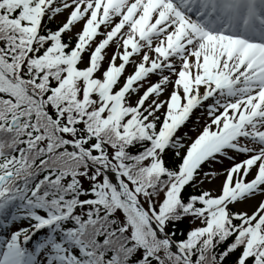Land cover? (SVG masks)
<instances>
[{
    "label": "snow or ice",
    "instance_id": "6c2138e0",
    "mask_svg": "<svg viewBox=\"0 0 264 264\" xmlns=\"http://www.w3.org/2000/svg\"><path fill=\"white\" fill-rule=\"evenodd\" d=\"M229 260L264 264V0H0V264Z\"/></svg>",
    "mask_w": 264,
    "mask_h": 264
},
{
    "label": "trees",
    "instance_id": "16d2710c",
    "mask_svg": "<svg viewBox=\"0 0 264 264\" xmlns=\"http://www.w3.org/2000/svg\"><path fill=\"white\" fill-rule=\"evenodd\" d=\"M85 187H87V183L86 182H85ZM187 190L189 192L195 191L196 193H199L201 191L199 189H192V188H188ZM189 219L190 218H185L181 222H177L176 227H175V231L177 233L176 236L174 237L175 239H183V238H185L184 236H181L180 233L181 232L186 233V231L189 228L194 227V224H190L189 223ZM169 230H172V226L171 225H169ZM232 258H234V257H231L230 259H232ZM229 264H230V260H229Z\"/></svg>",
    "mask_w": 264,
    "mask_h": 264
},
{
    "label": "rangeland",
    "instance_id": "374dc122",
    "mask_svg": "<svg viewBox=\"0 0 264 264\" xmlns=\"http://www.w3.org/2000/svg\"><path fill=\"white\" fill-rule=\"evenodd\" d=\"M109 54H111V51L109 50ZM131 70V68L130 67H127V71H130ZM156 79V77L155 76H152L151 77V80H155ZM163 98V97H162ZM201 119H203V121H208L209 120V117H207V116H204V117H201ZM193 133H195V132H193ZM191 134L192 135V137H190V138H195L197 135H194V134ZM194 136V137H193ZM186 142H188V141H186ZM218 175V174H217ZM215 176L214 178H209V179H207V180H204V182H203V184L206 186V188L208 189H210V190H213V187L211 186V187H208L207 185H206V183L207 182H212L213 180H217V178L218 177H220V176ZM218 180H219V178H218ZM208 189V190H209ZM213 192V191H212ZM241 210H243V211H246L245 210V208H242Z\"/></svg>",
    "mask_w": 264,
    "mask_h": 264
},
{
    "label": "bare ground",
    "instance_id": "6f19581e",
    "mask_svg": "<svg viewBox=\"0 0 264 264\" xmlns=\"http://www.w3.org/2000/svg\"><path fill=\"white\" fill-rule=\"evenodd\" d=\"M218 184H219V183H218V180H215V181L211 182V186H212V185H216V186H217ZM256 203H257V200H256V199H253L250 203L248 202V204H245V203L240 204L239 207H240V208H244V207H246L247 209L250 207V209H251V206H252V205L255 206Z\"/></svg>",
    "mask_w": 264,
    "mask_h": 264
}]
</instances>
